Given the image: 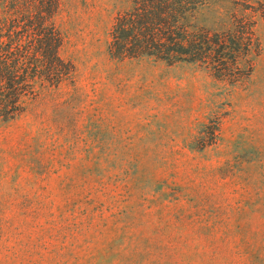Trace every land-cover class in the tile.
<instances>
[{
    "label": "rangeland",
    "instance_id": "374dc122",
    "mask_svg": "<svg viewBox=\"0 0 264 264\" xmlns=\"http://www.w3.org/2000/svg\"><path fill=\"white\" fill-rule=\"evenodd\" d=\"M114 1L63 0L74 82L0 122V264H264V25L233 83L110 58Z\"/></svg>",
    "mask_w": 264,
    "mask_h": 264
},
{
    "label": "trees",
    "instance_id": "16d2710c",
    "mask_svg": "<svg viewBox=\"0 0 264 264\" xmlns=\"http://www.w3.org/2000/svg\"><path fill=\"white\" fill-rule=\"evenodd\" d=\"M210 0H115L107 31L112 59L153 57L194 63L238 83L253 70L264 25V0H232L217 27L196 22ZM63 0H0V122L25 113L41 94L74 82L75 67L61 55L57 21Z\"/></svg>",
    "mask_w": 264,
    "mask_h": 264
}]
</instances>
